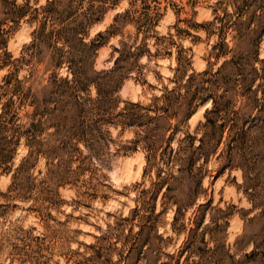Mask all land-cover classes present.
<instances>
[{
	"label": "rangeland",
	"instance_id": "rangeland-1",
	"mask_svg": "<svg viewBox=\"0 0 264 264\" xmlns=\"http://www.w3.org/2000/svg\"><path fill=\"white\" fill-rule=\"evenodd\" d=\"M48 1L0 0V264H264V0L108 5L84 65L108 91L105 168L86 149L82 162L51 151L50 120L30 142L69 69L40 21L18 15ZM188 134L189 158L160 156ZM154 181H166L155 198Z\"/></svg>",
	"mask_w": 264,
	"mask_h": 264
},
{
	"label": "trees",
	"instance_id": "trees-1",
	"mask_svg": "<svg viewBox=\"0 0 264 264\" xmlns=\"http://www.w3.org/2000/svg\"><path fill=\"white\" fill-rule=\"evenodd\" d=\"M119 0H65L63 9L58 14L54 10L55 0H49L44 6L34 7L32 10H25L29 5H20L19 17L32 15L33 19L40 21L39 35L45 36L53 45L59 54L57 65L68 63L69 69L65 77L54 79L50 83V96L45 98L41 104L42 109L32 114L33 121L31 122L28 133L32 134L30 142L36 140V135L45 130L47 122L50 120L48 127L52 128L50 140L46 143L51 151L62 150L71 156L73 162H82L86 156L84 149L88 150L90 155L97 158L100 165L105 168L107 150L110 148V143L106 140L102 131V124L96 118L103 109V103L108 102L107 87L102 86L97 80L102 73L99 72L96 77L88 78L85 72V62L89 59V51H93L100 47L99 39L104 36L103 32H99L95 38L87 40V28L94 22L103 20L105 13L110 3L117 4ZM85 2H87L85 4ZM68 47L72 52L79 49L81 52L80 58H70L66 53H62ZM69 52V53H70ZM77 62L78 68H74L73 64ZM8 90L12 91V81L6 80ZM94 85L97 88L98 95L93 98L89 93V86ZM167 96L158 98L157 101L164 100L167 104ZM169 105V104H168ZM7 104L3 105V112L7 113ZM136 107H141L140 104H134ZM145 108V107H141ZM155 109H165L168 111V106L159 107L156 104ZM1 113L0 118L3 116ZM121 114V113H120ZM21 137V136H20ZM195 136L188 134L178 140L177 146L174 147L168 144L160 153L161 157L167 156L170 159L184 160L189 158L186 156L188 150L194 148ZM202 143L204 139H201ZM82 167L81 163L76 169H69L68 173L77 171ZM84 171L95 173V169L82 168ZM173 177V175L171 174ZM104 177L103 174L92 175L91 179ZM160 175H158V178ZM93 181V180H92ZM90 181V183H92ZM164 182H152V191L155 198ZM169 189V188H168ZM145 191V190H144Z\"/></svg>",
	"mask_w": 264,
	"mask_h": 264
}]
</instances>
